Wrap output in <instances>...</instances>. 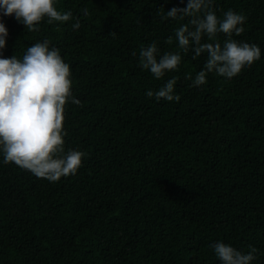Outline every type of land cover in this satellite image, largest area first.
I'll return each instance as SVG.
<instances>
[{
    "label": "trees",
    "instance_id": "obj_1",
    "mask_svg": "<svg viewBox=\"0 0 264 264\" xmlns=\"http://www.w3.org/2000/svg\"><path fill=\"white\" fill-rule=\"evenodd\" d=\"M186 5L55 0L73 18H45L39 31L0 12L4 58L22 60L47 39L69 64L81 103L65 105L64 154L85 153L75 175L50 182L0 152V264H221L215 242L254 247L251 264H264V0H213L218 18L246 16L232 39L256 44L261 58L232 79L208 73L198 87L207 54L179 49L175 30L188 18H162ZM153 42L159 55L182 57L161 79L139 63ZM173 77L178 102L146 95Z\"/></svg>",
    "mask_w": 264,
    "mask_h": 264
},
{
    "label": "clouds",
    "instance_id": "obj_2",
    "mask_svg": "<svg viewBox=\"0 0 264 264\" xmlns=\"http://www.w3.org/2000/svg\"><path fill=\"white\" fill-rule=\"evenodd\" d=\"M212 6L213 0H187L186 7H172L166 17H162L188 18V23L175 30L179 49L185 53L191 49L194 59L202 53L207 54L204 69L192 81L197 87L207 82L208 73L232 79L261 58V49L256 44L232 39L234 34L239 36L244 32L242 25L246 16L229 9L221 19ZM0 12L4 16L14 15L28 31H39L38 25L45 18L49 24L73 18L71 11H58L55 0H0ZM72 27L79 29L80 21L77 19ZM219 33L227 37L223 45L211 42ZM7 35L8 29L0 22V152L3 163L15 164L50 182L75 175L85 153L69 150L64 154L65 105L70 99L74 104L81 103L72 97L70 66L64 62L59 49L49 48L47 39L28 47L22 60L16 56L4 58L2 50ZM204 37L208 42H204ZM167 42L171 44L172 38ZM159 53L153 42L139 54L140 66L150 70L156 79L177 70L182 59L179 53ZM175 84L173 77L155 92L148 90L146 95L154 96L157 101L178 102L180 96L174 95ZM211 247L221 264H251L257 258L254 247L247 254L224 242H215Z\"/></svg>",
    "mask_w": 264,
    "mask_h": 264
}]
</instances>
